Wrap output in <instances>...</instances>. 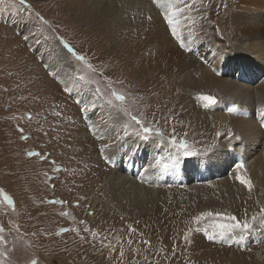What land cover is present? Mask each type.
<instances>
[{"label": "rangeland", "instance_id": "obj_1", "mask_svg": "<svg viewBox=\"0 0 264 264\" xmlns=\"http://www.w3.org/2000/svg\"><path fill=\"white\" fill-rule=\"evenodd\" d=\"M259 1L244 10L238 0L174 3L177 40L164 8L146 16L150 0H0V264H225L214 252L230 261L253 251L264 264ZM167 45L192 61L183 71L167 65L188 84L182 96L177 85L166 108L156 89L157 64L167 61L144 53ZM73 79L79 87L66 93ZM200 96L217 102L206 108ZM124 109L154 129L147 141L132 134L134 123L124 135ZM172 138L194 155L166 169ZM205 213L213 215L194 222ZM227 216L256 217L254 231L242 241L209 240ZM167 227L178 232L171 254Z\"/></svg>", "mask_w": 264, "mask_h": 264}, {"label": "snow or ice", "instance_id": "obj_2", "mask_svg": "<svg viewBox=\"0 0 264 264\" xmlns=\"http://www.w3.org/2000/svg\"><path fill=\"white\" fill-rule=\"evenodd\" d=\"M177 2H183V0H153L154 4H156L160 8L165 9L163 16H164L165 21L167 22V24L169 25L171 29V34L177 40H180L181 37L177 32L178 22L176 20V16L178 13L181 12V10L174 9V3H177ZM193 2H195V0H193ZM61 43L63 47L67 50V52L71 53L75 57L76 61L86 63L84 56L77 55L75 50L71 48L69 45L64 44L63 41H61ZM181 46L184 47L183 44ZM89 67L91 66L89 65ZM77 78L80 81H83L85 83L90 82V81H87L83 75H80ZM78 87L79 85H77V83L75 82V79H73L70 84H67L65 86L64 91L70 94L73 89L78 88ZM96 91L97 93H99L100 90L97 88ZM114 95L117 101L125 100V97L121 94H114ZM198 99L204 102V107L206 108L211 105H214L217 102L216 99L212 96H200L198 97ZM84 107L85 109H87L88 105H85ZM236 111H237L236 107H232L229 109L230 113H234ZM124 114L128 117V120L131 122V123L124 124V127H123L124 135L125 136L129 135L128 129L131 126V124L134 123V125L138 126V128H133L132 134L139 137L141 140L147 141L150 135L153 134L154 129L146 126L141 119H139L136 115H133L127 109H124ZM262 115H264V113H262ZM155 134L161 135L159 131H155ZM98 138L103 139L102 136H98ZM236 139H239V137H236ZM169 146L171 149H174L175 151L174 153L170 152V156H169L170 163L165 165L166 169L169 167L176 168L178 167L181 159L188 158L194 155L193 151L190 150L188 144L184 140L177 141L175 138H172L169 141ZM29 155L31 156L33 155V153H29ZM243 167H244L243 164L237 165V168H243ZM237 180H239L241 184H243L245 187L249 189V191H251L252 185H251L250 180L244 179L239 175L237 176ZM260 212H261V216L264 217V208H262ZM212 215L213 213L202 214L201 216L196 217L194 222H199L200 220H203L205 216L211 217ZM223 219L226 220L225 223H217L211 226L213 231L211 232V234L208 235L209 240H215L217 239V237H219L222 240L231 239V238H236L238 235L239 239L242 241L246 239L247 236L254 231V227H255L254 222L256 220V217H252L251 221L249 220L240 221L235 216H227V217H224ZM261 226H264V220L261 221ZM0 231H2V229H0ZM93 235L95 236L96 233H93ZM185 239H187V234H185ZM129 243H131V241H129ZM145 243H148V242L145 241ZM123 254H124L123 251H121L120 252L121 257L123 256Z\"/></svg>", "mask_w": 264, "mask_h": 264}, {"label": "bare ground", "instance_id": "obj_3", "mask_svg": "<svg viewBox=\"0 0 264 264\" xmlns=\"http://www.w3.org/2000/svg\"><path fill=\"white\" fill-rule=\"evenodd\" d=\"M264 1V0H263ZM147 3V2H146ZM252 3H255V4H259V6L261 5V2L259 1V0H238V6H239V8L238 9H240V10H244V9H250V7H253V6H251L252 5ZM129 4V3H128ZM254 4V5H255ZM264 4V3H263ZM109 5H111V4H109ZM111 7V6H110ZM145 14H146V16L148 17V18H152V17H154L155 16V13H156V10H157V8L158 9H163V8H160V7H158L156 4H154L153 3V1H151L150 0V2L148 3V5H147V7L145 6ZM259 13V12H258ZM139 14V13H138ZM138 16V15H137ZM182 21H183V19H182ZM248 28H250L249 26L248 27H246L245 29H248ZM163 30V29H162ZM164 30H165V28H164ZM252 31L251 30H244V31H241V33H243V34H245V35H248V34H250ZM252 35H253V38L251 39V41H250V45L251 46H253V47H255V49L256 48H262V43L261 42H259L260 41V39L258 40V38L257 37H259V35H260V29H259V31L258 30H256V31H254L253 33H252ZM166 41V40H165ZM125 45H127V44H123V46H125ZM192 45H194V43H192ZM196 45V44H195ZM194 45V46H195ZM237 48V47H236ZM180 49V48H179ZM127 50H129V48L127 49ZM260 50V49H259ZM180 51H182V50H180ZM179 50H174V49H172L170 46H164L162 49H159L158 51L157 50H154V51H147V52H145L144 53V58H147V59H149L151 56H154V59H156L157 60V62H161V61H163V60H166L167 62L165 63V64H157V66H160V70L158 71L159 72V74H160V76H159V85L157 86V89L156 90H158V91H160V92H162V94H160L159 96H156V99H159V101L161 102V106H165L166 108H167V106H168V103L166 102L167 100H169L170 98H173V92H176L177 91V85H179L180 86V88H181V90H182V92H181V94H180V96H182V95H184V93H183V89H182V87L183 88H185L186 87V85L188 84V82H186V80H185V78H186V74H184L182 77H179V78H175L173 75L174 74H170V73H168V68H167V65L168 64H171L172 65V61H175V64H178V71L179 70H186V67H187V65L189 64V62L190 61H192L191 59H190V57H188V56H185L182 52H180ZM150 56V57H149ZM175 64H173V65H175ZM232 64H234L235 66H238V70H239V68L241 67V65L239 64L238 65V63H232ZM231 64V65H232ZM162 65V66H161ZM152 66V65H151ZM143 68V67H142ZM144 69V68H143ZM176 70V71H177ZM240 72V71H239ZM242 72V71H241ZM240 74L238 73L237 75H235V76H239ZM176 76V75H175ZM229 79V78H228ZM240 79H241V77H240ZM231 80V82H232V79H230ZM235 81V80H234ZM233 81V84H235V85H237L238 84V86L241 84V82H237V81H239V80H237V81H235L234 82ZM158 83V82H157ZM228 83V82H227ZM233 84H231V86L233 85ZM228 86H229V84H228ZM233 87V86H232ZM262 89V88H261ZM263 90V89H262ZM223 91V90H222ZM235 93V92H234ZM232 95H233V93H232ZM260 96H261V94H260ZM184 97V96H183ZM176 103V106L177 107H179L178 105H180V104H182V102H180L179 100L177 101V102H175ZM167 104V105H166ZM245 145V144H244ZM143 169V168H142ZM144 173V172H143ZM264 174V173H263ZM247 193V192H246ZM248 194V193H247ZM251 195V194H250ZM255 197H252L251 198V200H249V202L250 201H253V199H254ZM248 200V199H247ZM256 225V224H255ZM162 238L165 240V241H169V243H167V248H166V250H167V253L168 254H171L170 252H172L173 250H174V245H175V238L177 237V231H176V228H174L173 230H170L169 229V227H167V228H165L162 232ZM173 240V241H172ZM159 247H160V245H158ZM158 246H157V244L156 245H154V248H156V249H158ZM122 248V247H121ZM133 248V247H132ZM131 248V249H132ZM133 251V250H132ZM135 251V250H134ZM156 251H158V250H156ZM154 252V251H153ZM200 253V252H199ZM199 253H197V254H199ZM215 253V255H216V259H218L220 262H221V258L222 257H224V261L222 262V263H224V262H227V263H225V264H241V263H243V264H246V262H248V263H252V264H257L258 263V260H259V255L258 254H260L258 251H253V253H243V254H237V259L236 258H234V260L233 259H231L230 261H229V259L227 258V257H225L226 255H221V254H219V253H217V252H214ZM242 253V252H241ZM155 254V253H154ZM202 256V254H199L198 255V257H201ZM192 257H194V256H192ZM195 257H197V256H195ZM214 258V257H213ZM210 259H212V258H210ZM215 259V258H214ZM213 260V259H212ZM252 262H251V261ZM193 263L192 264H195V262H196V264H198L197 263V261H192ZM199 262H200V259H199ZM213 262H214V260H213ZM217 264H219L218 262H217Z\"/></svg>", "mask_w": 264, "mask_h": 264}, {"label": "crops", "instance_id": "obj_4", "mask_svg": "<svg viewBox=\"0 0 264 264\" xmlns=\"http://www.w3.org/2000/svg\"><path fill=\"white\" fill-rule=\"evenodd\" d=\"M0 177H1V176H0ZM107 256H108V255H106V257H107ZM126 256H127V255H126ZM126 256H122V257H124V258H125ZM122 257H121V258H122Z\"/></svg>", "mask_w": 264, "mask_h": 264}, {"label": "water", "instance_id": "obj_5", "mask_svg": "<svg viewBox=\"0 0 264 264\" xmlns=\"http://www.w3.org/2000/svg\"><path fill=\"white\" fill-rule=\"evenodd\" d=\"M201 101V100H200ZM201 102H203V101H201Z\"/></svg>", "mask_w": 264, "mask_h": 264}]
</instances>
